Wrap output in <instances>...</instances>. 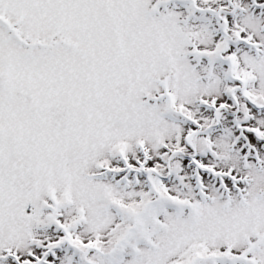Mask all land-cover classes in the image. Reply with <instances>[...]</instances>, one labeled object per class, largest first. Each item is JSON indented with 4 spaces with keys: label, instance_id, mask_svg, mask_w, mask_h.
Here are the masks:
<instances>
[{
    "label": "snow or ice",
    "instance_id": "1",
    "mask_svg": "<svg viewBox=\"0 0 264 264\" xmlns=\"http://www.w3.org/2000/svg\"><path fill=\"white\" fill-rule=\"evenodd\" d=\"M0 264H264V0H0Z\"/></svg>",
    "mask_w": 264,
    "mask_h": 264
}]
</instances>
